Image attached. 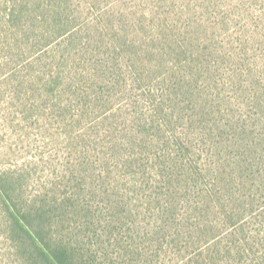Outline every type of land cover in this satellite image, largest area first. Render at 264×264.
I'll use <instances>...</instances> for the list:
<instances>
[{"label": "trees", "instance_id": "trees-1", "mask_svg": "<svg viewBox=\"0 0 264 264\" xmlns=\"http://www.w3.org/2000/svg\"><path fill=\"white\" fill-rule=\"evenodd\" d=\"M0 87V264H264V0H0Z\"/></svg>", "mask_w": 264, "mask_h": 264}, {"label": "rangeland", "instance_id": "rangeland-1", "mask_svg": "<svg viewBox=\"0 0 264 264\" xmlns=\"http://www.w3.org/2000/svg\"><path fill=\"white\" fill-rule=\"evenodd\" d=\"M7 54V52H6ZM1 92H4V88H2V91H1V87H0V93ZM11 132H12V129H5L2 133H0V146H2L4 143H7V144H12V146L15 148V150L19 153L20 152V149L22 146H26V144L28 142H4L3 139H8L11 135ZM36 145H40L41 142H35ZM18 147V148H16ZM24 150V149H23ZM20 154H23V153H20ZM5 244H4V234L1 232L0 230V253H3L6 249H5Z\"/></svg>", "mask_w": 264, "mask_h": 264}]
</instances>
